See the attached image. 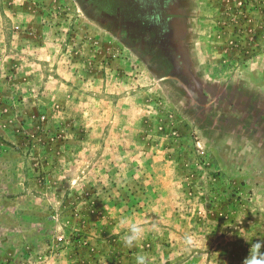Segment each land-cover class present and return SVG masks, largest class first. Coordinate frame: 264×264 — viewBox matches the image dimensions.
I'll use <instances>...</instances> for the list:
<instances>
[{
    "label": "rangeland",
    "instance_id": "rangeland-1",
    "mask_svg": "<svg viewBox=\"0 0 264 264\" xmlns=\"http://www.w3.org/2000/svg\"><path fill=\"white\" fill-rule=\"evenodd\" d=\"M243 237L264 0H0V264H242Z\"/></svg>",
    "mask_w": 264,
    "mask_h": 264
},
{
    "label": "clouds",
    "instance_id": "clouds-1",
    "mask_svg": "<svg viewBox=\"0 0 264 264\" xmlns=\"http://www.w3.org/2000/svg\"><path fill=\"white\" fill-rule=\"evenodd\" d=\"M122 235L121 241L125 247L132 248L142 240L146 233V228L140 221L133 219L121 220ZM244 238V237H243ZM245 239V238H244ZM249 243L248 254L244 257L242 264H264V240H256L255 242L245 239ZM135 264H150V260L146 255H137Z\"/></svg>",
    "mask_w": 264,
    "mask_h": 264
}]
</instances>
